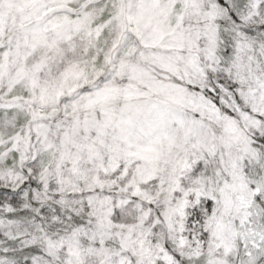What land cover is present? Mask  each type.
<instances>
[{
	"label": "snow or ice",
	"instance_id": "snow-or-ice-1",
	"mask_svg": "<svg viewBox=\"0 0 264 264\" xmlns=\"http://www.w3.org/2000/svg\"><path fill=\"white\" fill-rule=\"evenodd\" d=\"M0 264H264V0H0Z\"/></svg>",
	"mask_w": 264,
	"mask_h": 264
}]
</instances>
